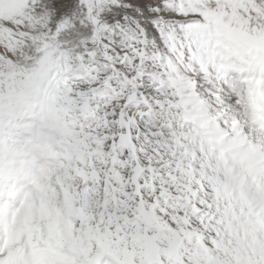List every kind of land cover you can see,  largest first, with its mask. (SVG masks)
<instances>
[{"label": "snow or ice", "instance_id": "obj_1", "mask_svg": "<svg viewBox=\"0 0 264 264\" xmlns=\"http://www.w3.org/2000/svg\"><path fill=\"white\" fill-rule=\"evenodd\" d=\"M0 264H264V0H0Z\"/></svg>", "mask_w": 264, "mask_h": 264}]
</instances>
